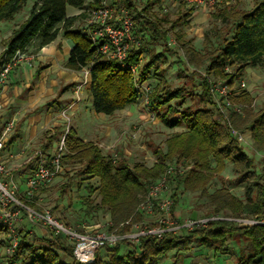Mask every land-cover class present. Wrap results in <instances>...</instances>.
Wrapping results in <instances>:
<instances>
[{"label":"trees","instance_id":"16d2710c","mask_svg":"<svg viewBox=\"0 0 264 264\" xmlns=\"http://www.w3.org/2000/svg\"><path fill=\"white\" fill-rule=\"evenodd\" d=\"M29 0H0V23L12 20ZM101 0H91L89 8L99 6ZM226 5L215 17L225 21L234 20L233 34L224 38L219 47L210 53L207 72L216 78L226 81L231 87L240 79L248 67L259 66L264 63V0H256L251 10H239L233 6L236 0H218ZM109 4L118 8L136 11L133 0H109ZM86 0H36L27 18L19 24L4 43L5 51L0 55V63L4 54L12 55L18 50L27 52L32 48L36 54L43 47L54 42L63 33L73 42V48L66 66L81 71L83 67L91 65L89 93L92 106L96 113L111 115L118 110L137 101L141 84L157 76L160 81L148 90V100L152 101L155 109L167 105V109L160 114L161 121L170 128L184 125L185 130L173 134L167 140L168 152L161 154L158 162L150 168L142 164L130 165L126 160L116 161L112 155H105L101 148L92 141L79 138L76 131L70 128L65 142L69 158L84 163L82 174L89 178H98V192L100 203L96 208H105L110 215L111 228L119 227L122 222L133 217L137 206L146 190V180L157 177L166 172L167 159L185 161L189 166L183 173L169 174L168 184H175L171 194L173 207L175 206L178 190L181 186L192 190H201L213 206V213L226 211L236 217H256L264 221V165L258 171L253 158L248 155L237 139L231 135L223 123L219 112L206 107L214 106L213 96L209 92L208 80L200 83L201 93L198 94L202 105L195 109L189 107L181 110L180 118H171L176 108L168 105L175 100L177 106H182L187 94L182 88L171 89L163 86L162 78L156 68L157 61L162 54H154L149 46L162 41H168L169 30L163 25L170 21L169 14L148 18L141 15L138 18L137 34L142 36L139 47L129 53L128 62L138 64V77L130 69L122 67L116 59H112L97 51L86 34V29L76 28L75 24L86 12ZM70 8L84 9L79 16H68ZM195 7L191 6L184 17H189ZM146 9L145 11H147ZM179 17L178 20H182ZM177 20V22H178ZM176 21L171 25L175 28ZM183 34H178L181 40ZM192 41L182 42V46L189 53L196 54L191 46ZM187 44H189L187 46ZM187 46V47H186ZM151 52V53H150ZM149 55L146 61L140 63L141 57ZM155 70V72H153ZM235 101L252 103L249 92L242 91L232 97ZM218 111V110H217ZM218 114V115H217ZM229 120L240 129H248L252 134L256 148L264 151V111L255 114L250 120L242 119L239 114L230 112ZM241 124H244L243 126ZM53 137H50L51 141ZM214 161L215 165H212ZM227 163L235 167V172L247 180L244 197L234 195L228 188L222 187L212 194L207 193V184L220 174ZM160 174V175H161ZM157 179V178H156ZM89 193L94 189L87 185ZM35 207L33 199L27 201ZM128 225L119 228L126 232ZM3 232V228L0 227ZM234 241L239 245L236 264H264V224L237 225L231 221H211L207 227L193 230L184 236L167 234L164 238H143L138 245L122 242L114 247H106L107 257L103 258L99 252L94 262L90 264H164L169 252L176 250L174 264L182 262V252L192 250L194 243L212 249L215 253L228 254L229 244ZM3 246L6 241H0ZM122 244L130 247L123 251ZM62 254L67 259L62 257ZM184 258V256H183ZM18 264H85L73 257V245L65 236H53L38 246L23 233L19 246L10 259Z\"/></svg>","mask_w":264,"mask_h":264},{"label":"rangeland","instance_id":"374dc122","mask_svg":"<svg viewBox=\"0 0 264 264\" xmlns=\"http://www.w3.org/2000/svg\"><path fill=\"white\" fill-rule=\"evenodd\" d=\"M34 1L35 0H29L12 20L2 21L0 23V51L4 48L6 39L12 34L14 29L26 19ZM133 1L136 4V11H130V13L136 20V23H138L137 19L140 18L141 15L148 18H158L164 14H169L170 21L163 25V29L169 30L168 41L165 44L162 41L157 42L149 46V48L154 54H162L157 61L156 68L161 78H163L161 79L163 86L167 85L171 89L182 88L184 93L187 94L186 100L182 106H177L175 100H172L168 104L176 108V112L171 113L170 117L180 118L181 110L187 107L195 109L202 106L199 102L198 94L201 93L200 83L204 79L213 81L222 80L207 72L206 68L209 63L208 58L210 53H213L219 47L225 37H231L233 34L232 26L235 22L234 20L225 21L224 19H217L215 17V15L226 6L223 3L204 5L206 10L202 14L203 17L196 18L193 16V13L189 17L183 16L191 6L179 0ZM255 2L256 0H236L233 2V6L239 10L247 11L253 8ZM204 6L195 7L194 11ZM164 7L168 9L167 12L164 11ZM90 9L91 8L88 7L85 16L76 22V28L83 30L88 27ZM146 9L148 10L145 11ZM179 17H183V19L178 20ZM174 21H176L177 25L175 28H172L171 25H173ZM178 34H183L184 37L178 40ZM139 36H141L140 33ZM187 40L192 41L191 46L194 48L196 54L189 53L186 48L182 46V42ZM188 45L189 44H187V46ZM27 53H32L31 47L28 48ZM148 57L149 55L147 53V55L143 56V61H146ZM29 65L32 68V60L29 62ZM252 71V73L244 74L232 86L235 95L242 91H247L252 97L251 104L235 101L245 104L244 113L240 115V117L247 120H250L255 114L264 111V63L254 67ZM153 72H155V70H153ZM158 80L159 78L157 76L150 79L151 89L148 87V89H150L149 91L158 84ZM242 81L246 82V88L241 87ZM87 94L88 93L85 91L84 101L81 103L82 118L80 119V115L76 114L74 117L77 118L73 120V116L70 114L72 121L70 120L69 126L71 128L73 125H76L80 130L82 138L94 143L95 141L100 142L99 147L102 153L105 155H112L116 161L124 159L130 165L142 164L147 168L153 167L160 159L159 157L161 154L164 155L168 152L167 140L169 137L185 130L184 125L176 128L166 126L161 121L160 114L167 109V105L155 109L154 106H152V101L149 100V104H147L145 95H143L140 97L141 100L135 106L134 110L138 115L139 113L145 112L147 116L143 118H132L131 121H126L125 123H120V120L117 119L114 127L121 128L120 131H116L113 134L114 137L109 139L108 142L100 141L92 132V127L97 120V115L89 110ZM206 107L218 112L216 106L212 104H207ZM151 117H154V119L152 120ZM230 123L238 131L243 132V134L248 137V142L240 144L248 155L253 158L256 169L260 171L264 165V151L258 150L253 141L250 142V131L248 129H240L231 121ZM124 125H126L127 128H124ZM226 125L228 129L230 125L228 123ZM241 125L243 126L244 124ZM60 135L61 134L55 137V139L58 140L55 141L56 143H53L54 147L63 139L64 135L63 137H60ZM59 138L61 139L59 140ZM47 139L48 135L46 134L35 143L32 144L31 142L29 145L30 149L26 156H32V164L29 170H34L36 168L40 152L47 156L52 153L53 150L47 149L45 151L42 149V143L46 142ZM68 154L69 151L67 148L62 160V171L47 186L39 189L34 195L33 201L35 207L40 210H50L61 221L73 228L81 229L83 225L92 229L105 230L109 228L111 226L109 213L105 208H96V205L100 203V195L97 188L99 179L96 177L89 178L82 174L81 171L85 167L84 163L69 158L66 156ZM176 158L177 156H174L172 159H167L166 165L183 168L184 171H187L189 166L184 164L185 161L177 162L175 160ZM212 165H215L214 161H212ZM15 167L16 166H12L13 169H15ZM160 174L146 181L151 183L157 180L156 178H158ZM247 183V180L243 179L241 174L235 172L234 165L227 163L224 170L209 181L206 189L207 193L212 194L217 189L226 187L237 197L243 198ZM87 185L93 187V193H89ZM169 189L172 194L175 189V184H169ZM17 196L23 199L19 193ZM212 209L213 206L211 205L210 199L202 194L201 190H192L185 186L179 188L175 206L173 207L175 215L182 219L189 217L202 218L213 215ZM156 218L157 217L139 216L137 221L153 223ZM25 222L26 225L23 223V233H27L29 239L34 241L38 246H42L47 239L53 237L47 228L43 226H31L27 221ZM184 235H187V232L178 234V236ZM1 238H5V235L0 231V241H2ZM121 248L123 251L130 249L126 244H122ZM4 251L5 250L0 246V264H11L10 260L5 258ZM176 252V250L169 252L167 258L163 261L164 264H174L176 259L173 257ZM99 254L103 258L108 256L106 249H101ZM238 254L239 245L234 241L229 244L228 254L215 253L212 249L194 243L192 250L182 252L181 255H183L184 258L183 256L181 257L182 262L180 264H233L236 262ZM62 257L67 259L64 254H62Z\"/></svg>","mask_w":264,"mask_h":264},{"label":"built area","instance_id":"2783aa9c","mask_svg":"<svg viewBox=\"0 0 264 264\" xmlns=\"http://www.w3.org/2000/svg\"><path fill=\"white\" fill-rule=\"evenodd\" d=\"M190 6L199 7L213 5L218 0H179ZM166 11V10H165ZM90 18L86 34L92 41L97 51L109 58L116 59L122 67L131 70L138 77V64L128 62L129 53L133 48L142 43V36L136 32L137 23L127 8H118L109 4V0H101L99 6L89 10ZM138 20V19H137ZM5 47L0 51V55ZM35 59V54L18 50L12 55L4 54L0 63V89L9 85L14 72L25 64ZM143 57L140 59V63ZM91 65L82 68V80L75 86V100L62 110V116L69 124L70 111L81 100L83 88L90 82ZM246 82H241V87L246 88ZM208 88L213 96L214 106L222 116L224 124H229V131L239 143L248 142V137L243 132L233 127L229 120L230 112L243 115L245 104L235 102L232 97L235 93L232 87L224 80H208ZM148 87L143 89L146 102L148 100ZM2 106L0 104V110ZM153 120L154 117H151ZM15 128L14 119L9 120L0 132V227L3 228L6 245L4 247L5 258L10 260L15 254L23 233V223L27 221L31 226H43L53 236H65L73 245V257L75 260L90 264L95 261L98 252L106 247H114L122 242L138 245L143 238H164L167 234L178 235L183 232L207 227L211 221H231L237 225L264 224L263 220L256 217H236L229 212L220 211L211 216L202 218L189 217L182 219L175 215L173 199L168 184V175L183 173L184 169L168 165L166 172L162 173L157 180L147 186L146 192L141 195L135 214L140 217H157L155 222L134 221L133 217L122 222L119 227L107 229H92L83 225L81 229L68 226L50 210H40L31 206L27 201L33 199L36 192L47 186L63 169L62 160L67 150L65 137L55 146L53 152L47 156L39 153L36 168L27 176L25 196L19 198V186L12 178V173L1 153L6 146L7 139ZM250 142L253 141L249 132ZM113 157V156H112ZM114 158V157H113ZM112 225V223H111ZM128 225L126 232L119 228ZM28 231V230H27ZM11 261V260H10ZM11 264H18L17 262Z\"/></svg>","mask_w":264,"mask_h":264},{"label":"crops","instance_id":"0c3cea01","mask_svg":"<svg viewBox=\"0 0 264 264\" xmlns=\"http://www.w3.org/2000/svg\"><path fill=\"white\" fill-rule=\"evenodd\" d=\"M90 1L86 0V9L89 7ZM167 10L164 7V11L167 12ZM205 10V6L199 10L196 9L193 12V16L201 18ZM84 12V9L70 8L68 16H79ZM84 16L82 15V17ZM72 48L73 42L71 39L64 34H60L54 42L43 47L35 54L32 68L29 64L22 66L13 73L9 85L0 89V104L2 106L0 110V132L9 120L14 119L15 121L14 131L7 139L1 158L9 167L11 173L13 172L12 178L19 186V194L23 198L25 196L27 176L32 172V170H29L32 164V156L26 157L31 142L32 144L35 143L39 138L47 134L48 139L42 143V149L45 151L47 149L54 150L53 143L58 140L55 137L59 134H61L60 137H63V135L66 137L70 129V124H67L61 113L63 109L75 100V86L83 78L81 71L73 70L66 66ZM254 67L256 66L248 67L245 74L252 73ZM159 81L160 79L158 83ZM150 85L151 82L149 80L142 83L141 87ZM85 91L88 93L89 110L97 115L92 132L100 141L108 142L109 139L114 137L113 134L116 131H120L121 128L114 127L117 119L120 120V123H125L126 121H131L132 118L147 116L145 112L138 115L134 110L141 100L140 97L144 95L143 89L140 88V94L135 103L111 115H105L94 111L92 98L89 93V84H87L83 88L81 100L70 111L73 120L77 118L74 117L76 114L80 115V119L83 116L81 103L84 101ZM123 127L127 128L126 125ZM71 128L76 131L79 138L88 141L82 138L76 125ZM50 137H53L51 141L49 140ZM95 144L99 146L100 142L95 141ZM12 166H16L15 169ZM24 225H26L25 221ZM1 240L5 241V238H1ZM0 246L2 249L5 247L3 244H0ZM233 264H236V262Z\"/></svg>","mask_w":264,"mask_h":264}]
</instances>
